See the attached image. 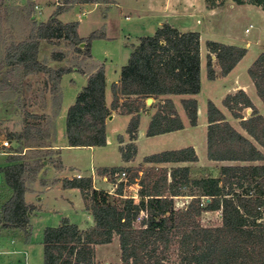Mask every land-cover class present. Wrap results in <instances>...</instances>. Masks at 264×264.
Segmentation results:
<instances>
[{
	"label": "trees",
	"instance_id": "trees-1",
	"mask_svg": "<svg viewBox=\"0 0 264 264\" xmlns=\"http://www.w3.org/2000/svg\"><path fill=\"white\" fill-rule=\"evenodd\" d=\"M93 1L101 2L63 0L46 21L31 19V30L35 35L30 34L10 44L6 60L11 66L21 68L25 75L43 72L51 78L53 85L50 92L56 106L55 115L61 107L62 76L73 70L86 74V84L66 114L68 145L106 146V123L112 112L130 114L126 129L130 142L120 146V151L124 161H131L138 151L135 140L141 112L147 109L148 98H158L163 92L176 95L200 93V33L195 30L181 31L170 23H164L152 35L140 37L121 67L119 80L111 85L113 100L109 106L104 67L78 60L89 66L91 71L87 72L77 65L52 68L39 59L42 38L64 43L87 58L93 57L92 41L105 37L104 33L95 31L84 37L78 30L79 21L64 22L59 18L74 5ZM235 1L238 4L250 3L264 10V0ZM206 45L209 51L207 76L210 80L217 77L212 53L216 55L223 76L233 70L247 53L245 47L214 40H208ZM68 56L60 49L52 53L55 61H63ZM248 73L264 102V52L254 60ZM223 105L234 118L260 133L248 130L249 136L244 135L230 121L210 116L207 157L213 161L231 162L219 168L218 176L192 178L190 166H157L197 162L199 157L195 148L187 146L145 156L143 162L151 165L148 167L141 164L138 167L100 168V174L110 176L111 181L117 184L115 195L120 199L114 201L110 200L108 191L94 188L91 177L63 178L64 188L80 189L94 225L81 229L68 217H63L58 225L47 226L42 241L44 264H97L95 246L112 243L116 236L121 250L118 264H264V163H259L264 161V116L243 89L226 95ZM183 107L191 125L196 126L197 106L183 102ZM208 107L219 112L210 100ZM246 108L251 109L248 118L243 114ZM33 116L46 118L45 121L49 119L45 115ZM183 128L184 123L173 99L164 98L152 115L147 135L155 136ZM55 135L54 120L50 133L40 124L28 123L20 139L41 141L40 144L28 145L38 150L50 146L43 140L52 141ZM119 141L123 142L121 135ZM14 155L9 154L7 164L0 166V174L12 190L11 196L2 205L0 222L3 227H16L28 232L29 216L35 209L25 199L28 181L37 177L44 166V159ZM122 172H126V178L117 181ZM132 184L139 185V198L125 195L127 185ZM183 195L193 198L184 208H177L175 197ZM143 211L146 216L140 219ZM203 211H218L221 223L203 225L198 219Z\"/></svg>",
	"mask_w": 264,
	"mask_h": 264
},
{
	"label": "rangeland",
	"instance_id": "rangeland-1",
	"mask_svg": "<svg viewBox=\"0 0 264 264\" xmlns=\"http://www.w3.org/2000/svg\"><path fill=\"white\" fill-rule=\"evenodd\" d=\"M62 2L63 0H1L0 165L7 164L9 154L27 158L35 156L47 162L58 158L52 156L53 150L41 148L35 150V147L28 146L40 144L41 141L32 142L20 139V135L28 123L40 124L44 130L50 133L53 131L55 120L57 141L60 143L66 140V114L70 105L75 101L76 95L86 84L85 75L73 70L62 76L60 83L61 107L55 115L56 106L53 104L50 92L53 85L51 78L43 72L25 75L21 68L11 66L6 60L7 48L10 44L23 40L30 34L35 35L31 30V19L36 18L37 21H46L56 9L58 3ZM208 4L212 5V1H208ZM149 8L150 5L138 0H101V2L93 1L76 4L71 10L62 13L59 18L64 22L80 20L78 30L81 36L86 37L95 31L104 33L105 37L93 39L91 45L93 57L91 59L94 65H105L107 83L111 84L118 79L119 74L117 71H120L121 67L127 62L132 45L138 43L140 37L152 35L155 32L158 19L156 15L147 12ZM254 8L253 10L239 9L240 15H235L236 17L230 16L227 24H223L222 19L216 17L213 21V28L219 36H202L203 50L207 49L206 41L208 39L224 41V43L230 41L231 39L228 36L222 35L223 30L239 34L244 32L245 27H247L250 29L248 36L261 35L263 38L264 10L257 6ZM183 16L180 15L178 18L180 22L185 19L186 22L189 21V25L192 24L190 27L201 29L202 25L196 24V18L191 19ZM250 24H253V26L250 27ZM58 49L67 52L69 56L63 61L53 60L52 53ZM39 59L52 68L77 65L85 68L87 72L91 71L89 66L78 61L89 62L87 57L74 52L71 48L65 46L64 43H57L44 38H42L40 46ZM203 59L206 62L204 54ZM224 84L231 85L232 81L229 80ZM222 85L223 81L213 82L205 75L201 99L210 97L213 100H218L222 93ZM30 114L45 115L49 119L45 121L46 118H35ZM122 127L120 121L109 127L110 144L106 148L99 147L96 149V154L92 153L88 146L67 150L64 153L65 163L72 166L70 169H79L88 175L91 174V167L98 163L102 165L122 164L121 152L116 144L118 135L120 132H124ZM239 128L245 135H248L247 129L240 126ZM206 135L205 130H199L189 135H184L174 142L157 146L149 145V147H153L151 149H154V147L156 149L158 147L177 149L181 146L195 143L199 161L189 163L191 177L218 176L219 168L231 162L210 161L208 159ZM43 141L46 144L51 143V139ZM5 142H8V144ZM145 151L147 150L143 149L138 154L135 163L141 161L142 153H146ZM31 160L33 161V158ZM259 163H264V161ZM166 166L170 167L171 165L166 164ZM67 172L69 173L70 171L68 170ZM35 179L29 180L28 185H32ZM109 179L110 182L111 178L109 177ZM120 180L122 179L117 181ZM138 188L135 184L132 187L127 186L124 193L127 196L135 195ZM9 192L10 189L0 174V216L2 205L9 197ZM112 192H114V189ZM61 195L68 198H62ZM191 198L193 196L190 195L175 197L176 207L184 208ZM116 199L120 198L114 193H110V200L114 201ZM34 200L36 205L29 216L28 232L23 229L12 230L14 227H3L0 222V264H44L42 241L44 229L47 226L58 225L63 215L69 216L72 222L82 221L81 223H86L84 220H87V217L83 214V198L78 188L68 190L57 187L50 189L41 188V192L34 196ZM198 219L203 225L221 223L218 211H203ZM120 258L121 250L117 236L112 243L96 247L97 264H118L121 261Z\"/></svg>",
	"mask_w": 264,
	"mask_h": 264
},
{
	"label": "crops",
	"instance_id": "crops-1",
	"mask_svg": "<svg viewBox=\"0 0 264 264\" xmlns=\"http://www.w3.org/2000/svg\"><path fill=\"white\" fill-rule=\"evenodd\" d=\"M138 1L142 3H147L148 5H150V8L148 9L147 12L149 14H153L157 16L156 18L158 19V25L156 26V29L162 26L164 23H170L171 25L177 27L181 31L195 30L200 33L201 83H202L200 93L196 95H176L170 92H163V95H161L158 98L150 97L152 98L150 102H148V99H147L146 100L147 109L141 112V119H140V125L138 128V135H137V139L135 140L137 144V148H138L135 159L131 161H124L122 158V164H116V165H102L98 163L97 165L91 167L92 171L90 175L80 171L79 169L72 170L70 169L72 168V166L67 165L65 163L64 153L67 150L75 148V147L68 145L66 134H65L66 140L59 143L57 141V133H56L55 138L51 141V143H49L50 146L43 147V149L53 150L52 156H56L58 158L52 159L50 162L44 161V166L42 167L41 172H39L38 177L35 179L32 185L28 186L29 189L25 195V199L27 203L33 204L34 206L36 205L34 196L38 195V193L41 192V188L50 189L53 187H57V188H62L64 190L72 189V188H64L62 186V179L63 178H70V179L75 178L77 177L76 176L77 174H82L83 177H91L93 180L94 188L103 189V190L108 191L109 193L115 194V189L117 187V184L112 181L109 182L110 176L100 174L99 173L100 168L113 167V166L138 167L141 164L144 165V167L151 166L150 164H146L143 162V159L145 156H148V155H151L157 152H161L164 150H170V149H163L164 147H158V149L154 147V149H151L153 147H149V145L151 146L153 145L157 146L159 144L164 145L170 142H174L175 140H178L184 135H189L199 130H205L207 134V128H208V125L210 124L208 121H209L210 116L212 115L214 117H222L230 121L241 133L243 132L240 130L241 128H239V126L244 127L245 129H247V131L252 130V131L258 132L246 126L245 124H243L240 119L234 118L231 115L230 111L223 105V99L226 97V95L230 93H235L238 90L243 89L249 95V97L251 98V100L253 101L257 109L259 110V112L264 116V102L261 100V98L257 94L256 87L248 73V69L252 65L254 60L260 55V53L264 52V39H263L264 37L262 38L261 35H257L255 37L248 36V33L250 32L249 28L245 27L244 32L239 33V34H235V33H232L231 31H226V30H223V33L221 32L222 35L228 36L231 39L230 41L225 42L226 44H232V45H238L241 47H245L247 48V53L237 63V65L233 68V70H231L225 76L220 74L221 69L217 63L216 55L212 53L211 54L212 63L217 73V77L215 79H212L211 81L213 82L223 81V85H222L223 89H222V93L220 94L218 100H213V98H210V97H207L206 99H201V94H202L203 85H204V76L205 75L207 76V56L209 54L208 48L206 50H203L202 36H219L217 35L215 29L213 28L214 26L213 21L215 20L216 17L222 19V21L224 22L223 24L225 23L227 24V22H229L228 19L230 16L240 15L239 9L253 10L255 9L254 7L256 5H253L250 3L238 4L234 0H223V1L213 0L212 1L213 5H209L208 0H138ZM180 15H184L183 17H190L191 19L196 18V24L198 23L202 25L201 29L196 28V27H190L192 26V24L189 25V21L186 22L185 19L182 22H180V20H178ZM79 23H80V20H79ZM252 26L253 24H250V27ZM208 40H214V39H208ZM214 41H218V40H214ZM218 42L224 43V41H218ZM203 54L206 56V62H204ZM87 60L89 61V63L93 62L92 59L90 58H87ZM95 65L105 67L104 64H95ZM117 72L119 74V77L114 82L118 81L120 76L122 75L121 70ZM84 75L87 81V76L86 74ZM229 80L232 81L231 85L224 84ZM111 85L112 83L111 84L107 83V86H106V101L109 106L111 105L112 100H113ZM164 98L173 99L175 103V108L184 123V128L181 130L172 131V132H168L164 134L148 136L147 130H148V126L151 121L152 115L156 112L158 103L162 102ZM193 99L196 100L195 103H193ZM209 100L212 101L217 106V108L219 109V112L214 111L208 107ZM183 102L192 103L197 106L198 123L196 126L191 125L190 119L183 107ZM243 114L245 118L250 117L251 109L246 108ZM130 119H131L130 114H122V113H119L118 111H113L111 116L107 119V123H106L107 146H88L89 149L92 151V153L96 154V151H97L96 149H98L99 147L101 148L108 147V145L110 144L109 143L110 141L109 127H111L112 125H115V123H117L118 121L122 123V126H123L122 128H124V132H120V134L118 135V141L116 143L118 148L120 149V146L125 145L126 143L130 142L129 135L126 132ZM120 135L123 138L122 143L119 141ZM187 146H193L196 150L195 143L184 145V146H181L180 148L187 147ZM206 147H207V135H206ZM180 148H177V149H180ZM143 149L147 150L145 151L146 153H142L141 161L135 163V160L138 157V154H140ZM197 155H198V152H197ZM189 163H193V162L167 163V165H171V166L187 165L189 166ZM59 164L60 166H58ZM161 165L166 166V164H160V166ZM0 166H4V165H0ZM68 170L70 171L69 173L67 172ZM140 173H142V171H140ZM119 179H124V178L121 176ZM132 185L130 187H132ZM135 185L139 187L138 184H135ZM113 189H114V192H112ZM11 194H12V190L10 189L9 197L11 196ZM135 195H138V190H137V194ZM61 197L68 198L62 195ZM177 197H180V196H177ZM137 198H139V196ZM83 212H84L83 214L86 215L87 217V220H84L86 223H81L82 221L81 222L74 221V223L78 224L81 229H88L94 225V219L90 211L86 210L85 206L83 207ZM62 217H68L70 220H72L67 215H63L61 216V218ZM12 230L18 231L20 230V228L14 227ZM103 245H107V244H103ZM97 246L98 245L95 246V249Z\"/></svg>",
	"mask_w": 264,
	"mask_h": 264
},
{
	"label": "built area",
	"instance_id": "built-area-1",
	"mask_svg": "<svg viewBox=\"0 0 264 264\" xmlns=\"http://www.w3.org/2000/svg\"><path fill=\"white\" fill-rule=\"evenodd\" d=\"M247 31H248V29H247ZM6 144H8V142H5ZM78 178H80V177H83L82 176V174H77L76 175ZM121 176L123 177V178H126V172H122L121 173ZM127 186H131V185H127ZM132 197H134V198H137L138 197V195H133ZM146 216V213L143 211L142 213H141V215H140V219L142 218V217H145Z\"/></svg>",
	"mask_w": 264,
	"mask_h": 264
},
{
	"label": "water",
	"instance_id": "water-1",
	"mask_svg": "<svg viewBox=\"0 0 264 264\" xmlns=\"http://www.w3.org/2000/svg\"><path fill=\"white\" fill-rule=\"evenodd\" d=\"M152 100V98H148V102H150Z\"/></svg>",
	"mask_w": 264,
	"mask_h": 264
}]
</instances>
